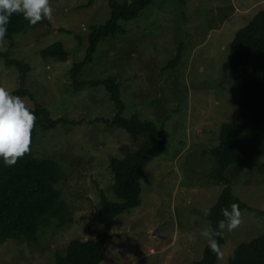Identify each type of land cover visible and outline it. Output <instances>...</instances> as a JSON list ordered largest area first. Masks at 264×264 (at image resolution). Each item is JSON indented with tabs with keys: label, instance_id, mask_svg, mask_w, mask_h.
<instances>
[{
	"label": "rangeland",
	"instance_id": "1",
	"mask_svg": "<svg viewBox=\"0 0 264 264\" xmlns=\"http://www.w3.org/2000/svg\"><path fill=\"white\" fill-rule=\"evenodd\" d=\"M110 0H49L51 20L27 25L0 51L29 65L19 96L28 107L41 103L54 119L80 120L37 129L35 156L58 162L57 183L72 222L42 228L37 241L0 242V264H56L74 238L102 236L97 216L103 196L119 200L110 161L135 151L143 136L111 126L117 113L103 85L73 86L72 68L85 58L94 26L111 17ZM132 1V0H119ZM264 8V0H152L130 21L126 33L103 38L78 80L116 77L125 108L122 116L152 120L168 134L167 151L143 169L141 204L115 217L100 264H191L203 258L212 227L203 210L221 195L212 178L223 123L238 124L239 88L229 74L231 43L239 29ZM62 42L66 61L44 57V48ZM12 44V45H11ZM176 67L167 68L179 50ZM22 72L0 59V87L10 93ZM226 175L236 196L264 211V153L230 166ZM241 224L222 230L225 244L215 264H228L235 247L264 235V214L243 209ZM207 229L209 237L201 235ZM189 236L192 239H189Z\"/></svg>",
	"mask_w": 264,
	"mask_h": 264
},
{
	"label": "trees",
	"instance_id": "2",
	"mask_svg": "<svg viewBox=\"0 0 264 264\" xmlns=\"http://www.w3.org/2000/svg\"><path fill=\"white\" fill-rule=\"evenodd\" d=\"M152 0L119 1L110 0L111 17L102 25L94 26L89 35V44L85 58L76 62L72 68L73 86L81 89L88 85H103L110 94L117 108L112 120L107 122L119 127L133 136H143V141L135 151L122 157H113L110 169L113 173V189L119 200L106 196L101 200L98 220L103 225L102 236L83 240L72 239L65 254H58L56 264H100L106 255V240L114 236L111 233L115 217L139 206L141 200V177L144 167L154 158L167 151L168 134L152 120L142 119L137 115L122 116L125 108L121 98L120 85L116 77L104 80H78L82 67L93 61L99 42L117 33H126L122 21L134 19ZM41 20L37 26L44 23ZM30 25L22 14H13L8 24L7 39L13 40L15 34ZM12 45V44H11ZM44 57L50 56L66 61L69 52L62 42H55L42 51ZM180 49L175 60L167 68L176 67L180 61ZM0 59L8 66L17 67L21 72L20 87L12 92L16 96H32L26 88V72L29 65L11 57V50L0 51ZM229 74L240 92L238 102V124L223 123L219 131V142L211 147L210 153L216 159V168L212 178L222 183L223 189L217 201L210 207L208 219L211 223L219 252L205 246L201 260L191 264H215L225 244L222 230L218 223L225 220L223 209H231L236 204L239 210L250 209L259 215L263 210L249 206L233 191L231 180L226 175L230 166L245 163L251 157L264 153V8L260 9L251 21L239 29L231 43ZM36 115L34 128L31 130L30 151L16 164L5 166L0 161V242L24 237L28 241H37L38 233L50 226L56 219L59 224L72 222L68 203L62 198L57 183L63 174L58 162L50 158H39L32 150L37 136V129H52L59 123H79L80 120L54 119L47 107L36 103L29 107ZM228 264H264V235L235 247L230 254Z\"/></svg>",
	"mask_w": 264,
	"mask_h": 264
},
{
	"label": "clouds",
	"instance_id": "3",
	"mask_svg": "<svg viewBox=\"0 0 264 264\" xmlns=\"http://www.w3.org/2000/svg\"><path fill=\"white\" fill-rule=\"evenodd\" d=\"M22 14L30 24H37L41 20H51L53 9L49 0H0V40L6 37L8 24L13 14ZM36 121L35 113L16 95L4 87H0V161L5 166L16 164L30 151L31 130ZM209 209H204L205 215ZM225 220L218 223V229L232 231L241 224V213L238 205H231V209H223ZM218 233L213 232L212 235ZM201 235L209 237L207 229ZM189 239H192L189 236ZM209 247L219 252L215 239L209 240Z\"/></svg>",
	"mask_w": 264,
	"mask_h": 264
}]
</instances>
